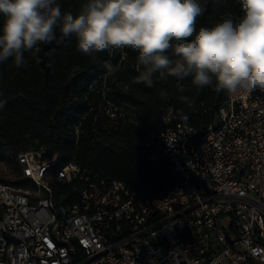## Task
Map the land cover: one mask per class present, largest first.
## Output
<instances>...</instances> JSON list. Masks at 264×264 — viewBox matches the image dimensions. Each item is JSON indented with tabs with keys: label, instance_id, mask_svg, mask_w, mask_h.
Segmentation results:
<instances>
[{
	"label": "built area",
	"instance_id": "2783aa9c",
	"mask_svg": "<svg viewBox=\"0 0 264 264\" xmlns=\"http://www.w3.org/2000/svg\"><path fill=\"white\" fill-rule=\"evenodd\" d=\"M162 120L141 144L172 163L159 195L69 162L51 181L82 186L56 196L35 177L55 154L20 152L35 187L0 182V264H264V92H226L205 125Z\"/></svg>",
	"mask_w": 264,
	"mask_h": 264
},
{
	"label": "trees",
	"instance_id": "16d2710c",
	"mask_svg": "<svg viewBox=\"0 0 264 264\" xmlns=\"http://www.w3.org/2000/svg\"><path fill=\"white\" fill-rule=\"evenodd\" d=\"M84 2L58 0L62 12L73 15ZM203 2L205 12L197 28L211 26L224 14L242 15L238 0ZM125 53L86 56L77 50L74 35L61 38L57 31L55 41L25 53L26 66H13L11 58L0 62V100L7 102L0 110V164L19 174V153L44 145L47 155H55L39 166V176L42 170L54 168L55 173L73 162L129 187H144L151 195H159L164 185H173L171 161H151L149 149L141 144L164 128L162 116L167 109L172 111V122L207 124L225 100L226 91L197 88L190 77L182 82L172 77L157 80L152 87L138 84L136 53L128 49ZM109 64L119 70L109 74ZM181 84L186 91H179ZM182 96L188 101L181 100ZM120 106L126 107V113L118 111ZM0 182L8 184L3 179ZM12 185L24 187L22 181ZM81 186L75 181L52 184L56 196L69 200Z\"/></svg>",
	"mask_w": 264,
	"mask_h": 264
},
{
	"label": "clouds",
	"instance_id": "9594fccd",
	"mask_svg": "<svg viewBox=\"0 0 264 264\" xmlns=\"http://www.w3.org/2000/svg\"><path fill=\"white\" fill-rule=\"evenodd\" d=\"M238 3V18L224 14L197 28L203 0H86L76 15L62 12L58 0H0V62L11 58L13 66H26L25 53L52 43L58 31L61 38L74 35L77 50L93 58L133 51L135 82L147 87L190 77L197 88L233 96L264 92V0ZM107 67L109 74L119 70ZM179 91H186L182 84ZM6 103L0 100V110Z\"/></svg>",
	"mask_w": 264,
	"mask_h": 264
},
{
	"label": "rangeland",
	"instance_id": "374dc122",
	"mask_svg": "<svg viewBox=\"0 0 264 264\" xmlns=\"http://www.w3.org/2000/svg\"><path fill=\"white\" fill-rule=\"evenodd\" d=\"M108 108L111 110V112L114 110L113 107H111V105H108ZM117 109L120 113H126V110H127L126 107H124V106H120ZM53 169L54 168H48L44 174L45 180L50 181L51 184L53 183L51 181V178H52V175L54 172ZM0 179L7 181L8 184H10V185H12L14 183V181H22V185H24V187H28V188L35 187V184L33 181L26 180V179L23 180V178H21V176H20V172L18 174V172L13 171L10 167H7L3 164H0ZM17 184H19V183L17 182Z\"/></svg>",
	"mask_w": 264,
	"mask_h": 264
},
{
	"label": "bare ground",
	"instance_id": "6f19581e",
	"mask_svg": "<svg viewBox=\"0 0 264 264\" xmlns=\"http://www.w3.org/2000/svg\"><path fill=\"white\" fill-rule=\"evenodd\" d=\"M38 169L39 167L37 168L36 172H35V177L38 179L40 176H39V172H38Z\"/></svg>",
	"mask_w": 264,
	"mask_h": 264
}]
</instances>
